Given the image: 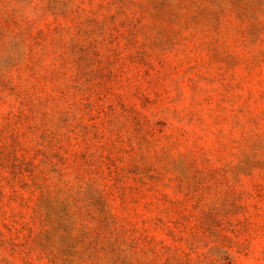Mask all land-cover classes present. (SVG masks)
<instances>
[{"label":"rangeland","instance_id":"obj_1","mask_svg":"<svg viewBox=\"0 0 264 264\" xmlns=\"http://www.w3.org/2000/svg\"><path fill=\"white\" fill-rule=\"evenodd\" d=\"M0 264H264V0H0Z\"/></svg>","mask_w":264,"mask_h":264}]
</instances>
